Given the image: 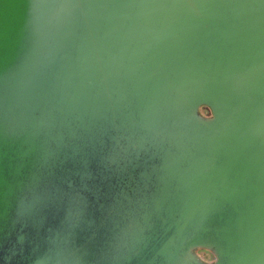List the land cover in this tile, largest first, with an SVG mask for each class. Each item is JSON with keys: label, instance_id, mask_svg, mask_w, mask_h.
I'll list each match as a JSON object with an SVG mask.
<instances>
[{"label": "water", "instance_id": "water-1", "mask_svg": "<svg viewBox=\"0 0 264 264\" xmlns=\"http://www.w3.org/2000/svg\"><path fill=\"white\" fill-rule=\"evenodd\" d=\"M0 264H264V0H0Z\"/></svg>", "mask_w": 264, "mask_h": 264}, {"label": "rangeland", "instance_id": "rangeland-1", "mask_svg": "<svg viewBox=\"0 0 264 264\" xmlns=\"http://www.w3.org/2000/svg\"><path fill=\"white\" fill-rule=\"evenodd\" d=\"M201 254H202L203 256H208V255H209L207 252H204V251H202Z\"/></svg>", "mask_w": 264, "mask_h": 264}]
</instances>
